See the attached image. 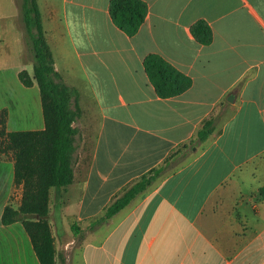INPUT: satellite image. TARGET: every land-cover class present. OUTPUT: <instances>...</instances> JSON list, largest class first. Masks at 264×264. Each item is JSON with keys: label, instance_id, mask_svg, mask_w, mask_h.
Segmentation results:
<instances>
[{"label": "crops", "instance_id": "0c3cea01", "mask_svg": "<svg viewBox=\"0 0 264 264\" xmlns=\"http://www.w3.org/2000/svg\"><path fill=\"white\" fill-rule=\"evenodd\" d=\"M37 1L46 34L49 20L75 43L82 35L106 37L90 52L99 57L113 85L97 76L95 92L106 115L113 92L119 98L115 105L124 107L111 138L106 127L91 150L84 153L85 146L79 145L80 162L90 167L81 182L80 211L95 213L91 197L98 201L97 212L105 209L128 183L195 137L220 101L234 96L226 108L216 110L220 118L205 141L181 153L127 206L85 234L77 246L84 264H264V198L259 192L264 185V0H147L148 15L134 36L113 23L110 0ZM19 10L17 0H0V20L12 21L0 28V44L6 48L0 52V67L25 50L22 30L15 26ZM201 18L213 31L208 44L191 30ZM149 52L161 53L191 75L193 85L180 95L159 97L144 69ZM34 100L42 112L39 92ZM10 170L0 222L19 241L20 251L9 256L15 264H40L21 220L1 221L14 190V160ZM70 248L71 243L64 251Z\"/></svg>", "mask_w": 264, "mask_h": 264}, {"label": "trees", "instance_id": "16d2710c", "mask_svg": "<svg viewBox=\"0 0 264 264\" xmlns=\"http://www.w3.org/2000/svg\"><path fill=\"white\" fill-rule=\"evenodd\" d=\"M21 12L33 52V74L26 68L18 77L27 87L37 83L44 127L39 129L6 130L5 119L0 117V135L6 136L8 147L14 154V182L22 185L18 207L5 205L1 217L3 224L21 220L28 233L40 264H59L54 235L48 219L50 189L57 196L60 189L74 181L78 139L81 130L75 124L82 115L78 88L65 81L55 65L51 46L44 29L42 13L37 0H22ZM149 12L147 0H110L109 13L113 23L128 36H134ZM195 38L204 44L213 40L209 23L201 18L191 27ZM145 72L156 94L162 98L180 95L193 85L191 75L178 68L159 52H149L143 60ZM225 100L218 104L222 106ZM3 113L7 109L2 110ZM220 114L214 110L206 117L195 137L175 147L164 162L152 167L136 181L113 197L102 216L95 220L100 225L127 206L138 194L149 187L163 172L173 167L188 151L205 141L215 130ZM264 198V185L259 189ZM59 197V196H58ZM75 234L81 228L72 224Z\"/></svg>", "mask_w": 264, "mask_h": 264}, {"label": "rangeland", "instance_id": "374dc122", "mask_svg": "<svg viewBox=\"0 0 264 264\" xmlns=\"http://www.w3.org/2000/svg\"><path fill=\"white\" fill-rule=\"evenodd\" d=\"M48 1L51 4L53 3L52 0ZM17 2L20 9L22 0H17ZM44 6L47 7V4H44ZM49 22V20L46 21V29L49 31L46 37L53 51L56 68L65 81L76 86L80 92V103L83 113L75 124L78 127L82 126L85 141L80 137L78 139V144L82 146V148L85 146V153L87 150H91L94 147L100 134L104 131V128L108 127L105 131L108 132L109 138H111V127L120 125V122L117 120V113L122 114L124 112L123 106L115 105L118 104L119 98L118 95L113 92L112 87L111 90L113 93L107 98V102L113 104L108 110L109 115L105 114V110L101 106L95 92L98 83L97 76L106 81L105 85L108 87L113 85L111 83L112 80L108 81L105 67L99 57L90 52V50L100 48L103 40H106V37L82 35L78 37V43H75L72 36L68 33H58L55 26L49 25ZM7 23H12V21L7 22L0 20V28H4ZM15 26L22 30L25 50L23 55L18 51L15 55H13L14 52H11L13 57L8 59L7 63L0 67V106H3L0 108V117H4L5 119L6 130L39 129L44 126V123L42 124L43 115L38 108V100L37 102L34 100L36 93L39 92V87L37 83H35L33 87L23 85L17 75V70L24 68L33 74L34 64L33 52L29 42L30 39L25 28L21 9L15 20ZM3 50H6V48L4 46L1 47L0 44V52H3ZM224 100L222 106L218 104L216 107L217 111H219L220 108H226L229 104L227 98H224ZM4 108L7 109L6 113L2 112ZM120 117L122 116L120 115ZM30 121H38L40 124L29 126L27 123ZM19 122H21V124H19ZM1 127L0 123V129ZM81 151L79 147L75 165L77 174L75 175L74 182L61 188L60 194L58 195L59 197L54 187L50 189V212L48 219L54 239L57 242L55 243L58 247L57 254L58 252L60 254L59 259H57L59 260V264H84V260L80 259L82 253L79 254V248L77 246L80 245L86 233L94 230L95 220L105 212V209L99 212L96 211L98 201H95L92 197L91 199L93 202L91 203L93 204L94 210L91 211H95V213L80 211L82 209L81 203L82 200H84L85 194L80 189L81 182H84V179L88 176L87 174L90 171V167L84 164L86 162H80L79 153ZM13 157V149L8 147L6 136L0 135V205L2 204L3 191L7 189L9 185L10 179L7 180V177L11 175L10 166L14 160ZM131 183H128L125 188ZM12 186L14 190L10 202L15 207H18L21 202L23 187L22 185L14 184L13 181ZM113 197L114 196L110 199V202L113 200ZM99 198L100 201H102L101 195H99ZM86 201H88V199ZM73 223L81 228L79 234L74 233L72 229ZM107 228L108 226H104L102 229L106 232L108 230ZM8 231L10 230L3 228L0 222V264H15V262H18L12 261L9 255L20 251V243L13 237H9L8 234L10 233ZM70 243L72 248H70L69 251H64L65 247H68ZM86 253L87 260L90 262L91 248H88Z\"/></svg>", "mask_w": 264, "mask_h": 264}, {"label": "water", "instance_id": "95a60500", "mask_svg": "<svg viewBox=\"0 0 264 264\" xmlns=\"http://www.w3.org/2000/svg\"><path fill=\"white\" fill-rule=\"evenodd\" d=\"M233 99H234V96L231 94V95L228 97V100L233 101Z\"/></svg>", "mask_w": 264, "mask_h": 264}]
</instances>
